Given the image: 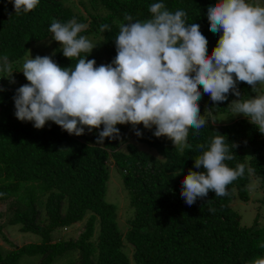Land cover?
Instances as JSON below:
<instances>
[{
	"label": "trees",
	"instance_id": "1",
	"mask_svg": "<svg viewBox=\"0 0 264 264\" xmlns=\"http://www.w3.org/2000/svg\"><path fill=\"white\" fill-rule=\"evenodd\" d=\"M77 1L40 0L34 10L16 14L11 0H0V63L6 56L13 76L26 80L15 67L16 61L31 44L53 35L49 28L54 20L67 23L73 18L88 26L79 35L97 45L87 59L102 57L103 64L111 63L117 54L119 26L127 23L125 15L146 21L151 18L149 6L153 3H164L173 13L185 11L187 21L199 24L206 35L209 55L220 36L209 31L207 17L208 6L215 0ZM246 2L264 6V0ZM103 24L110 30L101 32ZM47 55L61 67L74 69L78 62V58L64 57L60 45H54ZM86 55L81 53V57ZM2 87L0 202L10 199L11 203L2 221L0 214V236L10 245L9 249L0 246V264H19L23 255L38 256L34 264H252L264 257V248L258 246L264 242V225H242L239 213L231 206L235 197L248 199L251 178H257L264 189V134L247 117L209 123L198 134L190 129L187 143L191 147L183 152L166 136L157 138L142 124L137 126L143 133L140 137L130 124H118L119 139L105 138L103 144H97L96 129L88 132L85 128L83 135L76 136L51 121L37 129L33 122L18 120L15 89ZM238 88L242 100L264 94V90L253 92L245 82H239ZM233 97L229 94L227 101L213 105L204 94L198 101L201 115L212 119L230 111L228 104ZM129 130L135 142L147 149L129 141ZM219 133L229 144L238 145L232 149L235 159L225 163L231 168L245 164V174L227 186L229 195L217 197L209 191L207 197L188 206L180 195L181 181L189 169L203 171V167L195 169L194 159ZM110 163L120 173L133 212L125 233L118 229L116 206L104 196ZM78 222H82L81 232L76 238H66L62 231ZM8 224H18L20 230L34 232L41 239L14 244L5 236ZM125 243L131 247L130 256L123 250Z\"/></svg>",
	"mask_w": 264,
	"mask_h": 264
},
{
	"label": "clouds",
	"instance_id": "2",
	"mask_svg": "<svg viewBox=\"0 0 264 264\" xmlns=\"http://www.w3.org/2000/svg\"><path fill=\"white\" fill-rule=\"evenodd\" d=\"M16 14L28 13L40 0H11ZM146 21L133 20L126 14L115 38L116 56L111 63L96 66L87 56L97 46L83 35L87 25L73 18L67 23L53 21L52 39L62 45L66 58H78L75 68L61 67L49 55L25 59L22 69L29 83L15 89V116L42 129L51 121L70 135L80 136L99 130L97 144L105 138H120V125L130 124L135 135L155 126L153 135L166 136L181 152L190 148L189 130L195 133L215 123L201 115L198 101L204 94L213 105L228 104L233 116L242 114L264 134V94L241 99L239 82L264 87V6L246 0H215L207 9L209 31L220 33L216 46L208 54V39L197 23L187 21V13L169 11L164 3L149 6ZM110 30L108 24L100 31ZM81 53L87 55L81 57ZM0 63V78L15 83L13 67L5 56ZM202 87V92H201ZM4 91L0 86V92ZM101 126H103L101 128ZM203 149L205 146L200 145ZM225 135L211 139L207 150L194 159L181 181L180 195L188 206L208 196L229 195L227 186L245 174V164L229 167L235 159ZM251 173L252 169H248ZM180 170L175 174L179 175ZM209 211H215L209 209ZM259 247L264 248V242ZM252 264H264V257Z\"/></svg>",
	"mask_w": 264,
	"mask_h": 264
},
{
	"label": "rangeland",
	"instance_id": "3",
	"mask_svg": "<svg viewBox=\"0 0 264 264\" xmlns=\"http://www.w3.org/2000/svg\"><path fill=\"white\" fill-rule=\"evenodd\" d=\"M69 3V0H67ZM73 2L76 4L78 1L73 0ZM54 45H60L59 42L52 39V35L48 38H46L43 41L33 43L31 44V47L27 51V53L18 61L15 63V67L17 70L22 69V65L25 61V59L31 58V55L35 57L36 55L45 56L47 54H50L52 52V48ZM62 46V45H60ZM98 52V51H96ZM100 55V54H98ZM104 59L102 57H99V59L96 60V65L99 66L103 64ZM15 83H10L8 78H3L1 80V85L10 88V89H16L20 87L23 84L28 83L23 78L15 77ZM264 90V87H261L258 85V91ZM238 99L237 97H233L230 100L231 101ZM203 100V97L202 99ZM200 100V101H201ZM238 117H244V115L239 114L233 116L231 113V110L223 113V114H217L213 118H215L217 121L215 123H228L231 120L238 118ZM151 131H155V127L150 129ZM129 141L135 142L134 135H132V131L129 130ZM172 144V141L169 140ZM138 147L141 149H147L144 145L137 143ZM121 148L124 149V145H121ZM152 154L157 155L154 150L148 149ZM109 177L106 182V190H105V199L113 203L116 206L117 209V225L118 229L121 233H125L128 229V218H130L133 214L132 208L129 205V197L126 189L124 188L122 184V180L120 178V173L116 167H114L111 163L109 164ZM248 199L247 200H241L238 197H235L233 199V202L231 203V206L233 209H235L239 215H240V223L242 225L246 226H252V225H264V189L260 186L259 180L257 178H251L248 186ZM11 203V200H4L0 202V214H1V221L3 220V217L8 215V205ZM255 222V224H254ZM82 230V222H78L62 231V234L68 238H76L78 234ZM5 236L11 240L12 243L21 245L23 243H30V242H39L41 237L34 233V232H26L19 229L18 224H8L4 227ZM0 246L3 249H9L10 245L7 244L0 236ZM123 250L125 251L128 256L131 254V247L128 243H125L123 245ZM38 260V256H27L23 255L19 259V264H34ZM66 261H59L57 264H65Z\"/></svg>",
	"mask_w": 264,
	"mask_h": 264
}]
</instances>
